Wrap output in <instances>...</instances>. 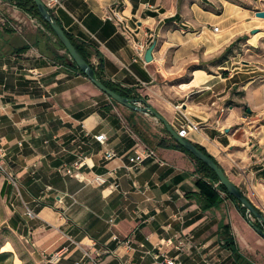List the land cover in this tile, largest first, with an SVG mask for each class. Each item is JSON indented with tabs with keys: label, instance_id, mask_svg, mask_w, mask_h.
Returning a JSON list of instances; mask_svg holds the SVG:
<instances>
[{
	"label": "crops",
	"instance_id": "1",
	"mask_svg": "<svg viewBox=\"0 0 264 264\" xmlns=\"http://www.w3.org/2000/svg\"><path fill=\"white\" fill-rule=\"evenodd\" d=\"M61 1L53 14L107 83L178 132L192 122L187 139L249 200L264 197V0ZM113 8L129 31L104 19ZM131 37L157 43L152 62H134ZM71 61L40 19L0 0V150L18 181L0 173V257L15 235L33 241L36 264H92L86 252L100 264H240L224 239L230 226L247 243L237 204L215 184L210 207L196 161L164 125L113 103ZM146 150L155 156L130 172ZM80 159L82 177L66 175ZM112 171L119 188L89 184Z\"/></svg>",
	"mask_w": 264,
	"mask_h": 264
},
{
	"label": "water",
	"instance_id": "2",
	"mask_svg": "<svg viewBox=\"0 0 264 264\" xmlns=\"http://www.w3.org/2000/svg\"><path fill=\"white\" fill-rule=\"evenodd\" d=\"M2 1H19V0H2ZM37 6L42 19L47 22L52 30L54 31L57 40L64 46L67 53L73 60V62L78 66V68L82 71V73L104 94L109 96L112 100L117 102L118 104L127 107L128 109L145 113L147 115L153 116L157 121L161 122L164 127L167 129L168 133L171 137L182 147L192 153L198 160L202 161L208 167H210L218 176L220 180V184H222L228 191L231 197L236 198L243 209L247 210V213L251 214L253 217L259 219L264 223V215L259 212L253 203L249 200V198L245 195V193L237 187L233 181L226 175L224 170L220 167V165L209 155L203 152L197 145L188 140L187 138H183L179 135L178 131H176L170 122L161 115L156 109H154L151 105H149L144 99H129L121 96L117 92L108 88L96 75V72L92 65L83 57V55L76 48L71 38L68 36L64 28L58 22L57 18L53 14V12L47 7L44 0H32ZM257 16L259 18H264V11H258ZM157 43L151 45V47L146 52L145 60L146 62H152L153 52L156 49ZM251 227L264 239V229L257 226L251 219L247 220Z\"/></svg>",
	"mask_w": 264,
	"mask_h": 264
},
{
	"label": "built area",
	"instance_id": "3",
	"mask_svg": "<svg viewBox=\"0 0 264 264\" xmlns=\"http://www.w3.org/2000/svg\"><path fill=\"white\" fill-rule=\"evenodd\" d=\"M47 5V7L53 12L54 10H57L58 8L62 7V1L61 0H45L44 1ZM104 19L107 21H113L114 23H117L120 27L126 29L129 31V25L127 24V18L124 14V12L120 8H113L110 11H107L104 15ZM215 31H219V27L215 28ZM133 48L135 49V56H134V62L139 61H145L146 57V51L150 44L147 42L141 43L136 42L131 37L130 39ZM195 125L192 122H188L186 126L183 127L181 131H179V135L183 138H187L189 130L191 128H194ZM98 142L104 143L108 140V137L106 135H101L96 138ZM107 156L109 158L116 157V154L112 151L107 152ZM155 153L151 150H146L144 153L133 155L130 157V165L126 166V168L130 172H134L137 167L141 166L147 158L154 157ZM6 157V154L3 150H0V173L5 175L11 183H13L16 187H18V181L15 179V177L8 171L7 165L4 162V158ZM85 167V161L84 160H78L72 165H68L64 167V172L66 175L70 177H74L77 179H80L82 177L81 171ZM116 171H112L109 173V175H97L95 176L91 181H89V184L94 186H103L106 185L110 180H113V185L115 188H119V181ZM184 248V243L181 242L179 245V249ZM86 256L90 258L92 264H100L98 261V254L97 252H86ZM164 264H184L181 260L178 258L171 259L167 256H164L163 259Z\"/></svg>",
	"mask_w": 264,
	"mask_h": 264
},
{
	"label": "trees",
	"instance_id": "4",
	"mask_svg": "<svg viewBox=\"0 0 264 264\" xmlns=\"http://www.w3.org/2000/svg\"><path fill=\"white\" fill-rule=\"evenodd\" d=\"M8 3H11L13 5H16L17 7H19L21 10L25 11L26 13L32 15L35 18L40 19L45 27L53 33V35H55L54 31L52 30L51 26L45 22L41 15L40 12L37 8V6L35 5V3L32 0H19V1H14V2H9V1H5ZM68 34V33H67ZM56 36V35H55ZM68 36L70 37V35L68 34ZM71 38V37H70ZM72 42L74 43V45L76 46V48L79 50V52L83 55V57L88 61V59L86 58V56L84 55L83 50L80 48V46L73 40V38H71ZM59 44L64 48V46L59 42ZM28 50V47H24L22 48L20 51H26ZM66 50V49H65ZM72 63V67L77 70L78 72H80L81 74L82 71L78 68V66L73 62V60L71 61ZM89 62V61H88ZM90 63V62H89ZM91 64V63H90ZM92 65V64H91ZM96 72L97 77L99 78V80H101L108 88L112 89L113 91L117 92L118 94H120L123 97L129 98V99H133L131 98L127 93H125L124 91L114 87L113 85L107 83L102 75L100 74V72L94 67L92 66ZM84 75V74H83ZM138 99V98H137ZM113 103H115L116 105H120L117 102H115L114 100H112ZM164 131L169 135L167 129L165 128ZM170 146L180 149L186 153H188L197 163V171L199 172V174L202 175V179L198 182V185L202 188V195L204 196V198L208 201L209 206L210 207H214L216 206L219 202H220V192H224L226 194L227 197H229L230 199H232L237 206L239 207V209L241 210V213L244 217L247 216V210L243 209L240 202L234 198L231 197L230 194L228 193L227 189L220 184V180L217 176V174L210 168L208 167L206 164H204L202 161L198 160L192 153H190L188 150H186L184 147H182L181 145H179L173 138H171L170 140ZM203 152H205L207 155H209L206 150L200 146H198ZM210 156V155H209ZM211 157V156H210ZM215 184H219L218 185V189L219 191H217L214 188ZM257 226H259L260 228L264 229V225L261 224H257ZM225 232H224V239L226 242V245L228 246V248L230 250H232L235 253L236 259L238 260V262L240 264H254L253 262L249 261L247 258H245L239 250V247L236 243L235 237L231 234L230 232V226H225L224 227ZM4 257V256H3Z\"/></svg>",
	"mask_w": 264,
	"mask_h": 264
},
{
	"label": "rangeland",
	"instance_id": "5",
	"mask_svg": "<svg viewBox=\"0 0 264 264\" xmlns=\"http://www.w3.org/2000/svg\"><path fill=\"white\" fill-rule=\"evenodd\" d=\"M123 111L128 113L126 110ZM262 195L264 196V192ZM254 201L255 203L252 201L251 202L256 207V209L264 215V197L260 198L259 195L258 200L254 199ZM243 219L246 225L245 235L248 240L247 243H245V245H243L239 250L246 255L245 258H247L249 261L253 260L254 262H258V259H256L257 256H264V242H262L260 235L251 227L247 220L251 219L256 225H264V223L249 213H247L246 217L243 216ZM0 240L2 239L0 238ZM5 249L6 251L10 250L11 252L10 254L7 253L4 257H0V264H36V256L33 254V241L27 243L24 240H21L18 236L13 235L11 245Z\"/></svg>",
	"mask_w": 264,
	"mask_h": 264
},
{
	"label": "bare ground",
	"instance_id": "6",
	"mask_svg": "<svg viewBox=\"0 0 264 264\" xmlns=\"http://www.w3.org/2000/svg\"><path fill=\"white\" fill-rule=\"evenodd\" d=\"M264 29V28H263ZM254 36H256V35H254ZM263 37V36H262ZM198 81V80H197Z\"/></svg>",
	"mask_w": 264,
	"mask_h": 264
}]
</instances>
